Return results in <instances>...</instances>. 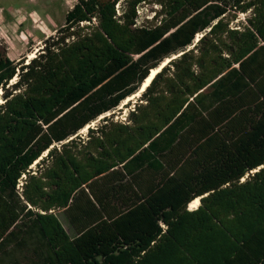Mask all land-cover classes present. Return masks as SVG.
Here are the masks:
<instances>
[{"label": "trees", "instance_id": "16d2710c", "mask_svg": "<svg viewBox=\"0 0 264 264\" xmlns=\"http://www.w3.org/2000/svg\"><path fill=\"white\" fill-rule=\"evenodd\" d=\"M119 1L0 52V264H264V0Z\"/></svg>", "mask_w": 264, "mask_h": 264}, {"label": "rangeland", "instance_id": "374dc122", "mask_svg": "<svg viewBox=\"0 0 264 264\" xmlns=\"http://www.w3.org/2000/svg\"><path fill=\"white\" fill-rule=\"evenodd\" d=\"M78 0H0V5L3 9L7 10L6 13L11 18V15L22 14L24 18L29 20L34 19L41 22V26L45 29V33L37 35L35 32H25V34L10 35L6 40L0 38V52H5L8 56L10 55L13 60L19 62L24 59L25 63L29 61V55L33 52L36 53L42 49L44 46V41L52 35H56L55 29L62 27L65 24V15L71 9L73 5L76 4ZM126 0H120L116 8L121 12L125 5ZM159 9L158 5L152 3H142L138 6V25H148L153 22V17L155 12ZM53 16V24H43V22H48V18ZM246 14L240 13L236 20L231 24L233 27H239L241 23H245ZM1 19V17H0ZM96 22V21H94ZM88 23H84L87 25ZM25 39V40H24ZM20 41L22 43L21 47L16 48L15 41ZM17 43V42H16ZM17 78L11 81L10 85L15 83ZM139 98H134L129 104L124 102L114 111L101 116L98 120L93 122L90 126L96 127L101 123L104 117L114 116L116 120H126L128 112L134 107ZM125 101V100H124ZM0 102L2 99L0 98ZM127 105V106H126ZM125 107V108H124ZM87 132V131H86ZM86 132L81 131L80 134L85 135ZM35 166H33V169ZM65 225L68 227L66 221L61 217Z\"/></svg>", "mask_w": 264, "mask_h": 264}, {"label": "crops", "instance_id": "0c3cea01", "mask_svg": "<svg viewBox=\"0 0 264 264\" xmlns=\"http://www.w3.org/2000/svg\"><path fill=\"white\" fill-rule=\"evenodd\" d=\"M77 3V2H76ZM74 7V5L71 7V9ZM70 9V10H71ZM69 10V11H70ZM7 10L3 9L0 5V38H3L4 40L7 41V39L10 37V35L12 34H16L21 36L22 34H25V32H30L33 31L35 32L37 35H41L43 33H45V29H43V27L41 26V22H39L38 20L34 19V17L31 19V22L29 24V20L24 18L22 14L19 15H11V18L8 16L9 14L6 13ZM68 11V12H69ZM67 12V13H68ZM66 13V15H67ZM65 15V18H66ZM53 16L51 15L50 18H48V22H43V24H53ZM47 26V25H46ZM60 28V27H59ZM55 29V32L59 29ZM53 36V35H52ZM49 38V36H48ZM25 40V39H24ZM17 42V43H16ZM15 47H21L22 43L21 40L19 41H15L13 42ZM8 56V55H7ZM12 61H15L11 58V56H8ZM16 62V61H15ZM67 223V220L64 219ZM61 221L63 222V220L61 219ZM64 227L69 230V227H67L65 225V223L63 222ZM68 225V224H67Z\"/></svg>", "mask_w": 264, "mask_h": 264}, {"label": "bare ground", "instance_id": "6f19581e", "mask_svg": "<svg viewBox=\"0 0 264 264\" xmlns=\"http://www.w3.org/2000/svg\"><path fill=\"white\" fill-rule=\"evenodd\" d=\"M199 37H201V35H198ZM36 57V53L33 52L29 55V61H31L32 59H34ZM175 57V56H174ZM169 61V59H167L164 63H162V65L158 66L157 68H154L151 70L149 76L145 79V81L143 82V84L141 85L139 91L137 93H135L133 96H130L129 98H127L124 101V106L125 104H129V102H131L134 98H139L142 93L146 90V88L150 85V83L152 82V80L155 78V76L162 70V68L167 64V62ZM127 106V105H126ZM125 108V107H124ZM90 127V125H88L87 127H85L82 131L86 132L88 131V128ZM47 154V152L45 153V155ZM38 161H36L37 163ZM36 165V164H35ZM257 171V170H256ZM201 204V198H196L195 200H193L191 202V204L189 205L190 209L194 210L197 209Z\"/></svg>", "mask_w": 264, "mask_h": 264}, {"label": "built area", "instance_id": "2783aa9c", "mask_svg": "<svg viewBox=\"0 0 264 264\" xmlns=\"http://www.w3.org/2000/svg\"><path fill=\"white\" fill-rule=\"evenodd\" d=\"M28 62V61H27ZM25 177V176H24Z\"/></svg>", "mask_w": 264, "mask_h": 264}]
</instances>
